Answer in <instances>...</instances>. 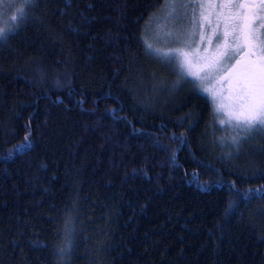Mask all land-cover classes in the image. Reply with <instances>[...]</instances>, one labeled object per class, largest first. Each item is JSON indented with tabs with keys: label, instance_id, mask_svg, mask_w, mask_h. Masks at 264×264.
<instances>
[{
	"label": "trees",
	"instance_id": "trees-1",
	"mask_svg": "<svg viewBox=\"0 0 264 264\" xmlns=\"http://www.w3.org/2000/svg\"><path fill=\"white\" fill-rule=\"evenodd\" d=\"M163 3L33 0L0 40V264H264V130L149 55Z\"/></svg>",
	"mask_w": 264,
	"mask_h": 264
},
{
	"label": "snow or ice",
	"instance_id": "snow-or-ice-1",
	"mask_svg": "<svg viewBox=\"0 0 264 264\" xmlns=\"http://www.w3.org/2000/svg\"><path fill=\"white\" fill-rule=\"evenodd\" d=\"M33 0H25V6L31 7ZM3 0H0V5ZM183 10L181 19L188 17V10L191 9L190 20L191 30L178 34L173 42L184 43L185 47H191L194 44L195 36L199 34L200 41L212 44V37L222 42L216 44L214 50L204 49V53L194 50L193 53H182L183 60L174 64L175 56L173 53L180 51L171 49L165 52L163 49L153 48L147 45L149 55L156 56L161 63L179 67L186 70L188 75L196 77L201 82L214 78L220 72H227V79L232 81L236 92V99L231 109L228 111V123L232 124L234 129H239L245 133V139L251 138V134L264 130V0H244V2H235V0H223L219 4H205L199 0H189L188 3H177L173 0H165L161 9L165 13V19L173 17L177 9ZM218 12L205 14L206 9H216ZM197 9L199 11H197ZM235 9L236 11H233ZM24 8L18 10L17 15L11 17L15 22L19 18L22 22L27 17ZM215 15V26L209 17ZM223 30L217 35L220 25ZM212 27V34L206 36L204 26ZM13 29L5 30L0 28V40L6 39L8 33ZM171 36L172 33H167ZM246 49V62L236 60V63L228 67V61L233 60L242 50ZM193 58L196 60V71H192ZM203 72L204 75H200ZM196 79L188 81L193 85ZM220 110V109H218ZM115 111V110H113ZM224 123V121H221ZM233 144H239L238 136H233ZM31 141L26 134L24 142L17 144L10 150L9 155L15 152L30 148ZM250 192L264 194V188L250 189ZM58 253L61 257L68 255L70 246L58 247Z\"/></svg>",
	"mask_w": 264,
	"mask_h": 264
},
{
	"label": "rangeland",
	"instance_id": "rangeland-1",
	"mask_svg": "<svg viewBox=\"0 0 264 264\" xmlns=\"http://www.w3.org/2000/svg\"><path fill=\"white\" fill-rule=\"evenodd\" d=\"M20 0H3V4L0 5V28H4L5 30L11 27V17L17 15L18 10L21 8L26 9L24 3L18 2ZM24 1V0H23ZM173 2L177 3H188L189 0H173ZM201 3H211V4H219L223 2V0H199ZM165 3V0H164ZM164 3L160 7L159 11L151 18V21L145 27V40L148 44L152 45L153 48L163 49L165 52H168L171 49H178L173 53L175 56L174 64L178 65L183 60L182 53L187 52L189 54L193 53L194 50L199 51L200 54L204 53V49L208 48L209 51L214 50L216 44L222 42L221 40H217L215 36L212 37V44L209 45L207 42H201L199 34L195 36V43L191 45V47H185L184 43L173 42L177 39V35H182L184 32L191 30V24L189 23L191 9L188 10L189 16L183 19L179 18L182 11L181 9H177L176 14L173 17L165 19V13L161 11ZM197 11H199L197 9ZM219 9H206L205 14L218 12ZM213 21V27L215 26V15L209 17ZM223 30V25L221 24L217 35ZM171 32L172 35L168 36L167 33ZM204 33L206 36L212 34V27L208 25L204 26ZM246 49L242 50L233 60L228 61V67L236 63V60H241L242 63L246 62ZM196 60L193 58V69L192 71H196ZM178 72L184 77H188L190 80L196 79V77L188 75L186 70H182L177 67ZM200 75H204L203 72H200ZM202 94H204L212 104L213 110L216 114V118L218 122L224 121L221 123L226 128H233L232 124L228 123V111L231 109V106L234 104L236 99V92L233 88L232 81L227 79V72H220L214 78L210 80H205L201 82L196 79V84L194 85ZM220 109V110H218ZM259 132V131H257ZM255 134L252 133L251 135ZM238 136V135H237Z\"/></svg>",
	"mask_w": 264,
	"mask_h": 264
},
{
	"label": "flooded vegetation",
	"instance_id": "flooded-vegetation-1",
	"mask_svg": "<svg viewBox=\"0 0 264 264\" xmlns=\"http://www.w3.org/2000/svg\"><path fill=\"white\" fill-rule=\"evenodd\" d=\"M235 2L239 3V2H244V0H235ZM233 11H236L235 9H233Z\"/></svg>",
	"mask_w": 264,
	"mask_h": 264
}]
</instances>
